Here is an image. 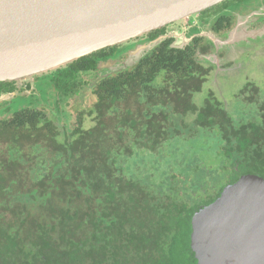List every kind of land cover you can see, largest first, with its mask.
Returning a JSON list of instances; mask_svg holds the SVG:
<instances>
[{
  "label": "trees",
  "instance_id": "trees-1",
  "mask_svg": "<svg viewBox=\"0 0 264 264\" xmlns=\"http://www.w3.org/2000/svg\"><path fill=\"white\" fill-rule=\"evenodd\" d=\"M168 45L91 85L117 47L81 58L0 120V264H198L195 213L264 177V102L241 119L214 93L198 106L211 71Z\"/></svg>",
  "mask_w": 264,
  "mask_h": 264
},
{
  "label": "water",
  "instance_id": "water-1",
  "mask_svg": "<svg viewBox=\"0 0 264 264\" xmlns=\"http://www.w3.org/2000/svg\"><path fill=\"white\" fill-rule=\"evenodd\" d=\"M224 1L0 0V83L66 67ZM165 38L140 45L121 64L108 66L115 72L133 67ZM234 42L231 34L223 44ZM192 228L198 264H264V177L248 174L226 186L215 202L195 213Z\"/></svg>",
  "mask_w": 264,
  "mask_h": 264
},
{
  "label": "flooded vegetation",
  "instance_id": "flooded-vegetation-1",
  "mask_svg": "<svg viewBox=\"0 0 264 264\" xmlns=\"http://www.w3.org/2000/svg\"><path fill=\"white\" fill-rule=\"evenodd\" d=\"M156 31H159V34L151 39L149 35ZM156 31L127 43L113 46L117 47V51L99 63L97 71L92 73L93 77L90 76L86 83L91 85L92 80L96 82L100 77L116 73L112 67L108 66L109 63L121 64L127 59L128 54L138 46L156 40L161 36H166L162 43H169V49L192 55L197 61L207 65L211 73L216 71L218 73L235 72L233 69L235 61L232 60V55L227 54V50L264 40V0H226L194 16L171 23ZM231 34H235L234 44H223ZM211 38L216 40L217 44ZM226 59H228V62H226ZM217 63L219 67H217ZM55 71L35 76L30 81L23 79L21 81L0 83V85H3L0 87V98L13 96L0 101V120L8 119L16 112L31 109L33 101L29 98L34 94L36 95L35 92L41 91L46 85H49L50 89L47 91L44 88L41 96H45L44 101L50 99V93L54 94V85H60L56 80H51L50 76ZM27 95H31L27 97L29 105L20 103L14 111L12 104L22 100ZM49 102L51 103V101Z\"/></svg>",
  "mask_w": 264,
  "mask_h": 264
},
{
  "label": "rangeland",
  "instance_id": "rangeland-1",
  "mask_svg": "<svg viewBox=\"0 0 264 264\" xmlns=\"http://www.w3.org/2000/svg\"><path fill=\"white\" fill-rule=\"evenodd\" d=\"M227 52L233 56L231 58L235 61L236 69L233 67L235 72L218 73L216 71L211 73L205 81L202 91L195 94L194 100L198 106H202L210 93H214L235 119H241L247 115L248 111L251 110L252 113L253 105L256 102H264V40L251 42L249 45H240L237 48L233 47ZM25 80L30 81L31 78ZM44 88L47 91L50 89L49 85L44 86ZM44 88L35 92L36 95L34 94L29 99L32 101L38 97L45 99V96H41ZM245 89L247 90L245 91ZM241 91L243 92L241 93ZM28 96L31 95L14 102L12 104L13 110L15 111L20 103L29 105ZM92 125L93 123L88 121L86 127Z\"/></svg>",
  "mask_w": 264,
  "mask_h": 264
}]
</instances>
